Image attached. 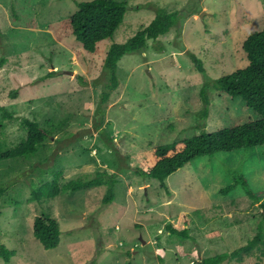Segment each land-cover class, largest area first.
Instances as JSON below:
<instances>
[{
    "label": "rangeland",
    "instance_id": "374dc122",
    "mask_svg": "<svg viewBox=\"0 0 264 264\" xmlns=\"http://www.w3.org/2000/svg\"><path fill=\"white\" fill-rule=\"evenodd\" d=\"M79 1L0 0V141L8 149L24 140V117L47 133L36 153L0 161V245L12 251L0 264H197L248 243L264 227V144L195 157L168 176L170 191L136 169L156 144L258 118L242 97L213 86L205 116L206 77L192 54L212 80L244 66L245 38L264 29V0H124L123 23L96 52L66 27ZM159 7L178 8L182 26L126 53L103 102L111 44L148 25ZM59 169L61 185L115 173L114 198L98 184L31 201L32 183ZM238 176L260 201L241 183L222 192ZM37 216L60 227L56 247L35 237ZM170 222L189 236L171 233ZM221 264H264V239Z\"/></svg>",
    "mask_w": 264,
    "mask_h": 264
},
{
    "label": "trees",
    "instance_id": "16d2710c",
    "mask_svg": "<svg viewBox=\"0 0 264 264\" xmlns=\"http://www.w3.org/2000/svg\"><path fill=\"white\" fill-rule=\"evenodd\" d=\"M126 12L127 3L124 0H82L78 2V9L66 21V27L78 40L82 41L86 51L96 52L99 49V41L114 36L116 30L123 23ZM182 24L183 19L178 8L159 7L156 10L154 19L148 25L142 27L125 42L111 44L104 63V67L109 69L111 82L108 84V90L103 93V102L107 101L112 91L119 84L117 76L118 61L126 53L144 49L149 39H156L160 35L168 33L172 27H181ZM59 36L63 35L60 34ZM243 51L247 59L246 64L214 80L206 74L202 59L192 54L198 69L206 77V81L201 88L202 99L205 103L203 113L205 116L208 115L211 102L208 90L213 86L215 89L225 91L233 97H242L247 105L257 112L258 118L220 128L213 132L202 131L191 137L156 144L152 153L145 157L141 165L137 167L136 170L140 176L158 178L161 185L167 191H170L166 181L168 176L195 157L213 156L219 151L254 148L264 144V29L253 30L248 34L244 40ZM7 115L9 117L13 116L9 111H7ZM22 125L27 130V136L24 140L8 149H3L0 141V161L6 158L28 156L45 146L47 133L37 120L24 117ZM62 174L63 170L59 169L54 171L51 180L44 181L39 185L32 183L30 200L37 201L57 196L64 191L75 192L85 185L98 184L110 185L105 199L109 201L114 198L113 184L117 180L115 173L98 171L93 178L86 179L81 176L70 179L61 185ZM239 183L256 202L260 201L259 198L261 197L249 187L242 176H238L235 183L228 184L221 190L224 193L229 192ZM259 204L264 208V200ZM262 215L264 219V209ZM167 228L173 234H178L184 238L189 236L188 227L179 228L170 222ZM33 233L47 249L56 247L60 243V227L51 218L35 217ZM263 239L264 227L262 221L258 226L257 234L245 245L239 246L231 252H221L205 257L199 260L197 264H221L243 252L251 251ZM11 252L3 244L0 245V255L4 256L6 260L11 258ZM127 264H132V262L129 261Z\"/></svg>",
    "mask_w": 264,
    "mask_h": 264
},
{
    "label": "water",
    "instance_id": "95a60500",
    "mask_svg": "<svg viewBox=\"0 0 264 264\" xmlns=\"http://www.w3.org/2000/svg\"><path fill=\"white\" fill-rule=\"evenodd\" d=\"M204 14V13H203Z\"/></svg>",
    "mask_w": 264,
    "mask_h": 264
}]
</instances>
